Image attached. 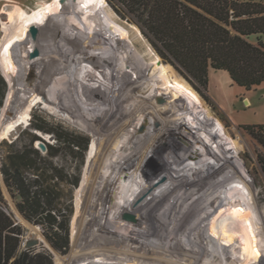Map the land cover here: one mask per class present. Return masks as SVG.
Segmentation results:
<instances>
[{"label": "rangeland", "instance_id": "1", "mask_svg": "<svg viewBox=\"0 0 264 264\" xmlns=\"http://www.w3.org/2000/svg\"><path fill=\"white\" fill-rule=\"evenodd\" d=\"M41 1L44 2L49 0ZM104 1L107 6L105 8L106 13L111 19L112 24L113 22L117 23L120 21L126 26L128 25L129 27L136 28L141 36L149 43L160 63L164 65L163 67L166 74L169 76L165 63L156 52L147 35H145V29L139 18L136 15L127 13L115 0ZM1 6L5 8L6 11L8 10L5 2H1ZM30 7L24 2L20 4L17 15L8 19H6V17H0V40L5 34L6 27H9L8 29L12 31L11 33L15 37L20 33L21 26L27 28L29 32L28 34L23 33L24 35L21 34L22 39L20 46L16 45L15 42L11 43L12 50H15V52H13L14 54L12 53V61L17 68L16 71L14 73L10 71V73L6 74L0 66V76H2L6 82V86L0 88V95L1 92L4 91V97H6L7 91L10 88L8 78L16 81L18 85L16 90L12 91L10 105L15 98L22 94L23 88L35 78L41 79L44 77L43 80L45 86L47 88H53L52 91H54V93L58 91L57 87L59 84L56 83H59L61 78L68 79L72 83L74 92L78 97L79 103L77 102V104H87V107L85 106V114L86 112L89 113L92 111L94 122L91 119L88 120V117L83 114L81 115V113L80 117L84 120V124L80 121L77 122L71 119L68 109H66L63 104L52 107L37 103L33 107L29 123L26 124V126L22 124L24 127H22V125L18 126L13 132L14 134L0 140V190L3 198V201L0 204L2 210L6 213L8 218L14 222V225H16L20 232L18 235L19 244L15 254L7 263L0 262V264H11L12 261L23 252H27L29 256L38 254L39 256L36 260L39 261L40 264H172V262H178L180 264H213L205 258H201L200 260L192 258V255L190 257L188 256L189 251H193V253L197 251L196 254H198V256L199 254H202L204 250L207 252L210 251L211 246L209 247V245L211 244L215 245L218 249L217 253H219L220 256L224 254L223 258L226 261L225 263L229 264L236 248L229 247V249L232 250L231 252L227 251V243L224 242L225 239L232 237L238 241L242 240V236L234 235L235 227L231 228L223 235H220L221 231L218 230L213 234L211 239L207 240L205 245L203 244L204 246L200 245V235H202L203 230H207L208 223L213 220L212 217L209 218L204 214L201 218L194 221L195 224H190L185 232L180 234V230L177 231V226L180 225L181 220L193 215L195 212L193 209L197 208L198 204L200 205V202L203 199L204 201L210 200L212 211H217L220 204L227 205L225 206L226 209H224L232 212L234 221L237 222H242L239 213L243 211L246 220H250L248 221V225L253 232L257 233V230H260L264 234V216L260 218V225L257 228L253 222L255 216L253 212L256 210V205L262 204L264 207V173L249 136L240 126V124H255L262 122L259 120L264 118V81L258 86L246 90L244 87L236 85L232 81L230 82V85H228L222 74L214 75L211 79L213 84L210 87V93L220 105L210 97V105L205 106L201 103L204 110L199 111L191 106L177 90L175 91L173 88H165L159 80V83L156 82L150 91L141 90L140 85L144 83V81L142 82L143 79H141V77H138L141 80L136 78L133 79L130 77V71L128 69L125 70L124 68H122V71L124 76L129 80L131 87L129 88L128 93H126V91L124 92L126 94L122 98L118 97V92L120 94V91L126 90V85L122 80L116 78L118 76L115 77V75L118 74V71L114 68L115 63H113V60L108 58L107 63H109L110 67H106V69L108 68V72L105 71V73H109L110 75L108 74L107 77L105 74L106 77H103V80L106 79L104 90L108 92L106 93L109 96L113 95L106 98L111 100L114 99L113 101H116V104L111 106V101L109 100V102L107 100L105 102L96 101L99 105L97 107L95 106V109L93 108V110H90L92 108L90 104L88 105L87 101L89 99H87L89 96L88 93L91 92L89 91L90 87H88L89 84L83 85L80 82V77L83 76L86 81H90L93 76L96 75L95 77H97V72L99 74L101 73L99 68H96V66L90 68L91 77L89 73L85 74L79 71L78 67L75 68V61L72 64L71 60H69L65 53L61 54L59 61H53V59L48 57L45 58L46 55L44 56V54L48 49L56 52L53 41H56L58 44H56L57 47H61L62 43L64 44L65 41L70 42L72 39L71 41L76 49L73 47L70 48V46L69 49H67V51L69 50L68 54H72L71 56L76 57L81 65H85V62L87 61H89L88 63H92L89 52L95 50V46H97L95 43L97 42L100 47L102 46L100 45L102 42L98 40L99 35L91 34L92 32L89 30V28H92L94 25L82 29L83 34H85L87 28V30H89L87 36H89L90 32L91 35L96 37V40L90 43L92 49L85 54L87 44L83 45L81 41H87V36L80 34L77 38L75 37L76 33L79 34V31H81V26L70 28L71 30L78 29L76 33H74V38H70L68 35L71 30L65 27V22L63 20H56L55 22L51 21V24L56 26L57 31L53 29L48 30L46 27H43L42 24L40 25V21L37 20L39 14L35 13V10L31 9L29 12ZM66 8L68 7L65 6L63 1H56L55 4L51 3L49 7L43 8V10H50L57 13L60 10H69ZM31 17L35 22L32 23ZM47 20L50 21L49 19ZM3 22L5 23L4 28ZM98 23L102 24L101 21ZM41 30L50 40V43H47L44 47L41 45L43 39L40 40L39 37V34L42 32ZM79 38H82L80 39L81 41H76V39ZM250 39L254 41L255 37L251 36ZM79 45L81 48L77 49ZM83 54L85 55L83 56ZM37 64H39V67L45 68L47 71L42 77L37 76V72L35 71V65ZM93 64L94 63H92V65ZM121 65L124 67L123 63ZM96 70L98 71L96 72ZM50 71L54 72L56 77H51ZM212 72L213 70L210 69L209 73ZM169 78L171 79L170 76ZM75 81L78 82L76 83ZM73 82L76 83V85ZM177 83L180 84L179 82ZM180 85L183 86L182 84ZM138 86L140 89H138ZM205 93L210 96L208 87L205 90ZM245 95L250 100V103ZM124 98L127 99L124 100ZM157 98L163 99V101H158ZM81 101L82 103H80ZM169 101L179 104L180 108L172 107L171 109H166L167 105L165 103ZM1 103H3V99ZM138 107H141V111H136L133 115L134 117L130 119L131 121L129 120V122L126 123L131 112L135 111ZM18 109L19 107L15 108V112H17ZM0 111V117L2 112L7 114L6 101L3 109ZM89 114L92 115V113ZM190 114L194 117H191ZM159 116L164 117L170 126L172 125L180 131L182 134L180 135V140L186 151L187 160L189 159L196 162L192 169L197 175L193 176L191 180L188 181L187 187L180 189L179 191L181 196H187L193 200L192 207L189 206L190 209H193L189 213L184 214V212L179 210L178 207H167V204H162V200H160L157 195L155 198V194L157 193L156 190L154 191V198L150 205V210L148 208V211H146L145 214L139 216L143 207V200L146 198L143 197L144 193L150 192L152 186L159 185L158 181L161 177L159 169L164 166L170 170L174 169L172 163L168 162L167 159L169 156L175 155V151L173 150L176 147V140H174L175 133L172 134L171 129H157L160 123ZM85 122L89 123L86 124ZM92 124L94 125L91 126ZM201 124L205 128L207 135L213 140L214 144L221 149L220 154L228 155V163L224 167L212 169L210 171L206 168V166H213L218 157H215L216 161L213 160L209 156L207 148L199 144V140L202 138ZM216 126H218L223 132V137L220 136ZM159 131L164 132L168 136V140L158 136ZM93 133L96 135L98 134L96 137L95 153L93 154V159L87 168L86 175H84ZM125 133L127 136H130H128L130 146L126 151L120 152L122 145L121 138L127 137ZM62 134L73 139H76L77 137L86 138L88 141L86 148L82 149L77 148L76 146L74 147L75 150L66 148L59 138ZM37 136L42 138L48 136L46 143L47 145H50V148L45 155H42L39 150L34 147V140ZM155 139L164 141L165 143L162 144L167 147L159 146V148H156ZM229 143L232 148L227 147ZM32 150L37 151V157L33 153L29 154ZM14 151L26 152L28 157L26 158V163L29 161H36V165L41 167L40 170L47 169L46 176L50 177L48 181L54 192L52 199L55 205L61 207L66 215L65 223L68 228L67 246L63 247L61 250L56 249L52 245L41 225L28 221L22 215L17 207L19 196L16 192L11 191L4 182L1 166L3 162L6 161V156ZM49 152L52 155H49ZM129 157L131 158V162L127 166L126 163L130 159ZM154 158L157 159L155 169L158 171L154 173V176H152L150 180L146 181V179L142 178L143 171L152 167V161ZM187 163L188 162L186 161L182 169L185 168ZM233 170H240L243 173V176L240 178L245 181L247 180L249 190H252V194L246 192L244 195L248 199V203L246 204L241 198L240 193H238L236 197H233V195L231 197V195L226 193L228 191L221 188L223 186H229L231 183L230 180L233 176ZM183 172L184 171L181 173ZM135 174L140 175V178L142 179L135 180ZM75 180H77V183L74 185ZM123 180H125V185L121 188L124 190V193L118 191L120 192L122 197L121 200H123V202L126 203L127 200L128 202L130 200L128 207L119 204L112 205L108 202V198L111 194L110 191L115 189L111 187V184L116 183L117 185H120ZM217 180L220 181V184L216 183ZM132 185H134V187ZM108 187H110V189ZM163 187L164 188H161L162 190H160L161 194H164L167 188L169 190L172 189L173 186L165 185ZM194 194L198 196L199 200L194 201ZM118 196H116V198H119ZM231 198L232 200L235 199L236 202L231 204ZM183 204L188 207L189 203L187 201L183 202ZM77 208L80 209L78 215L75 214ZM106 208H110L111 210L118 208V213L121 216L120 220L113 218L117 212H111L110 215L105 216ZM159 208H162V211L160 212L161 215H159L158 212ZM15 210L26 221V225L29 223L35 226H40L41 234L33 235L27 226H23L17 220ZM222 213L225 214L224 211ZM93 218H98V220H95L96 222L92 225ZM111 220L120 222L122 227H114V223ZM225 227L227 228L228 225H225ZM171 229L173 230L171 231ZM223 232H226V229ZM199 233L201 234L199 235ZM123 234V241L120 245L111 242L101 247H97L95 244L90 243V241L84 240V237L87 235L98 237L104 236L110 239L111 237L113 238V236H121ZM34 236L38 238V242L32 245H27V241L31 240ZM24 238H26L24 241V245L26 243V246H21ZM148 242H157L158 245L155 246L158 248L162 244L163 256H150L148 259L141 260L118 253L121 250H128L131 254L138 251L139 248L148 247ZM99 248H101V250L97 251ZM167 254L169 255L166 256ZM249 256L253 255L249 254ZM251 258L252 257H250V259Z\"/></svg>", "mask_w": 264, "mask_h": 264}, {"label": "bare ground", "instance_id": "2", "mask_svg": "<svg viewBox=\"0 0 264 264\" xmlns=\"http://www.w3.org/2000/svg\"><path fill=\"white\" fill-rule=\"evenodd\" d=\"M56 1H61V2L63 1V3H65V6L68 7L66 9H69V10H60L57 13L52 12L50 10H48V11L43 10V8L49 7L51 3L55 4ZM1 2L6 3V5L8 7L7 11L5 8H3L1 6ZM24 2H26L29 7L32 6V7H30L29 12L31 11V9H33V10H35V13L39 14V17L37 18V20L40 21L39 22L40 25L42 24V26L46 27L48 30L53 29V30L57 31L56 26L51 24V21L55 22L56 20H63L65 22V24H64L65 27H67V29H69V30H71L70 29L71 27H74V28L78 27V26L82 27L81 31H79V34L76 33V31L78 29L71 30L68 33L70 38L71 37L74 38V33H76V36H75L76 38L78 36H80V34L87 36L89 30H90V32H92L91 34L99 35L98 40H100L102 42L101 43L99 41L101 43L100 45H102V46L100 47L99 43L97 42V43H95L97 45V46H95V50L89 52L92 63H94L93 65H92V63H88L89 61L85 62V65H81L79 63V60L76 59V57L71 56L72 54L71 55L68 54L69 50L67 51V49H69L70 46H71L70 48H72V47L75 48L73 46L72 41H71L72 39L70 40V42L69 41H65V42L62 41V42H64L65 45L61 42L62 43V45L60 44L61 47L60 46L57 47L56 41L55 42L53 41L54 46L56 48V52L50 51L48 49L44 54V56L46 55L45 58L48 57L50 59H53V61H59V57H61V54L65 53V54H67L69 60H71L72 64L75 61V64H76L75 68L78 67L79 71H81L85 74L89 73V75H91L90 74L91 73L90 68L92 66L93 67L96 66V68H99L101 73L99 74L97 72L98 70H96L97 77H95L96 75L93 76V78H92L93 80L91 79L90 81L89 80L86 81V79H84L83 76L80 77V82L83 85L89 84L88 87H90L89 91H91V92L88 93L89 96L87 97V99L89 98L87 100L88 105L90 104V106L92 108L90 110H93V108L95 106L97 107L99 105L98 103H96V101L105 102L106 100L107 101L109 100V101H111V103H110L111 106H114V104H116V101H113L114 99L111 100V99L106 98L109 95L107 94L108 92L106 90H104L106 79L103 80V77L105 76V74H106V76L109 74V73H105V71L108 72V68L106 69V67L109 66V63H107L108 58L113 60V63H115V66L117 67V69H116V67L114 66L115 70L118 71L117 72L118 74L115 75V77L118 76L116 78H119L120 80H122L123 83L126 85V90L120 91V94L118 92V97L122 98L126 93H128V90L131 87V85L129 84V80L124 76V73L122 71V68H124L125 70L128 69L130 71V74H131L130 77H132L133 79L134 78L140 79L138 77H141V79H143L142 82L144 81V83L142 85H140L141 90L150 91L152 86L155 85L156 82L159 83L158 82V80H159L160 83L165 88H173V89H175V91L177 90L178 93H180V95L184 99H186L187 102L191 106H193L195 109H197L199 111L204 110V107L201 104V102L192 93H190L187 89H185L184 87L179 85L177 82H174L169 78V76L166 74V72L164 70V67H163L164 65H162L160 63L158 57L156 56L155 52L153 51V49L151 48L149 43L141 36V34L138 32V30L136 28L129 27L128 25L126 26L124 23H122L120 21L117 23L113 22V24H112L111 19L108 17V15L106 13L105 8L107 6H106V3L104 0H49V1H44V2H42L41 0H0V17L1 18L6 17V19H8L10 17L17 15V12L19 11V8H20V4L24 3ZM47 19H49L50 21H48ZM31 21H32V23L35 22L32 17H31ZM99 21H101V23L103 25L99 24L98 23ZM91 25H94V26L92 28H89V30H87V28H86L85 34H83L82 29H84L85 27H89ZM4 27H5V23L3 22V28ZM8 28L6 27L5 34L2 37V39L0 40V66L3 68V70L6 74L10 73V71H12L14 73L17 69L16 66L14 65L13 61H12V59H13L12 55L14 54L13 52H15V50H12L11 43L15 42L16 45L20 46L21 39H22L21 34L24 35L23 33H26V34L29 33L27 28H24V26H21L20 27V33H18V36L16 35L17 37H15L11 33L12 31H10V29H8ZM99 28H101V29H99ZM53 30H52V32H53ZM90 32H89V36L86 37L87 41H81L80 39H82V38L76 39V41H78V40L81 41V43L83 45L87 44V46L85 48L86 49L85 54H87L88 51H90V49H92V46L90 45V43L94 42V40H96L95 39L96 37L94 35H91ZM101 32H102V34H101ZM105 33H106V35H105ZM100 34H101V36H100ZM104 35H105V37H104ZM39 37H40V40L43 39L41 41V45L43 47L47 43H50V40L47 38V35L43 31L39 34ZM31 42H33V41H31ZM57 42H58V40H57ZM78 48H81V46L79 45L77 47V49ZM39 49H40V47H39ZM34 52H36V51H34ZM39 52H40V50H39ZM85 54H83V56ZM122 63L124 64V67H123V65H121ZM35 67H36L35 71L37 72V76H39V77H42L44 75V73L47 72L45 68L39 67V64L35 65ZM50 73H51V77H53V78L56 77V74L54 72L50 71ZM91 77H92V75H91ZM43 78H41V79L35 78L34 80L31 79L32 81H30L27 84V86H25L23 88L22 94H20L17 98H15L11 105L9 103H10V99L12 97V91L16 90L18 85H17L16 81H14L11 78H8L10 88L8 89L7 94H6V112H7V114H5V112H2L1 117H0V140L2 138L9 137L11 134H14L13 132L16 130V128L18 126H20L22 124L26 126V124L29 123V120L31 118V112L33 110V107L37 103H42L44 105H49L52 107L60 106L61 104H63L64 107L66 109H68V113H69L71 119H73L77 122L80 121L82 124H84V120H82V118L80 117V113H81V115L82 114L86 115L88 117V120L91 119L93 121L94 117H93L92 111L89 112V113H92V115L87 113V112L85 114V106L87 104L86 103H83L82 105L77 104L78 97H77L76 93L74 92V87H72V83L68 79L61 78L60 82L56 83V84H59V86L57 87L58 91H56V93H54V91H52L53 88H47L45 86ZM156 78H158V79H156ZM113 79H112V81H113ZM76 83H74V84L76 85ZM111 84H112V82H111ZM77 87H78V85H77ZM140 88L138 86V89H140ZM125 91H126V93H124ZM57 92H58V94H57ZM113 93H115V92H113ZM110 96H113V95H110ZM117 99H119V98H117ZM125 99H127V98H124V100ZM157 100L161 101V102L163 101V99H160V98H157ZM80 103H82V101ZM100 104H102V103H100ZM165 104L167 105L166 109H171L172 107L180 108L179 104H176V103H173L170 101L165 103ZM17 107H19V109L17 112H15V108H17ZM118 107H119V105H118ZM140 109H141V107H138V108H136L135 111H132L131 114L129 115L130 117L126 120V123L129 122V120L132 117H134L133 115L136 111H141ZM112 111H113V109H112ZM14 112H15V115H14ZM66 114H64V115H66ZM190 116L194 117L191 114H190ZM159 120H160V123H159V127H157V129H159V128L171 129L172 134L173 133L177 134V135L174 134L175 139L171 136L174 140H176L175 141L176 147L173 149L175 151V155L169 156L167 159L168 162L172 163L174 169L170 170L165 166L161 167V169H159V172L161 173V177L158 181L159 185L152 186L150 188V192L144 193L143 197H146V198L143 200V207L141 210V214H139V216H142L143 214H145V212L148 211V208L150 210V208H151L150 205H151L152 200L154 198V191H156V190H157V193L155 194V198L157 195V197H159V199L162 200V204H167V207L168 206L178 207V209L181 210L182 212H184V214L189 213L193 209V208L192 209L189 208V206L192 207L193 200L190 197L181 196L179 194V191H180V189H184L185 187H187L188 181L191 180V178L193 176L197 175V173L195 171H193V169H192L193 165L196 164V162L189 160V159L187 160L186 151H185L184 147L182 146L181 140H180V135H182L180 133V131H178L174 126H172V125L170 126V124L166 121V119L164 117L159 116ZM87 123H89V122H87ZM23 125H22V127H24ZM93 125L94 124H92L91 126H93ZM200 126H201V130H202V134H201L202 138L199 140V144H201L203 147L207 148V150L209 151V156L213 160L216 161L215 157L216 156L218 157L217 161L215 162V164L213 166H206V168L209 169V171H210L212 169L224 167L228 163V155L227 154L226 155L220 154L221 149H219L217 147V145L214 144L213 140L207 135L206 130L202 126V124ZM216 127H217V130H218L220 136L223 137L224 134L221 131V129L218 126H216ZM44 134H45V132H44ZM97 135L95 133H93V138L91 140L90 147H89V153L87 152L88 157H87V161H86V167H85L84 175H86L87 168H88L91 160L93 159L92 158L93 154L95 153ZM125 135H126V133H125ZM128 136L125 138H123V137L121 138V144L122 145H121V151L120 152H124L127 149H129V146H130L129 145L130 144L129 143L130 142L129 137L130 136L129 137ZM158 136L168 140V136L164 132L159 131ZM47 137L44 136L42 139H44L46 141V140H48ZM156 139L154 140L156 143V146H155L156 148H159V146H166V145L162 144V143H165L164 141H161V140L159 141ZM227 147L232 148L230 143L228 144ZM209 149H211V150H209ZM161 155H162V153H161ZM186 161L188 163L185 165V168L182 169V167L186 163ZM130 162H131V158L128 160L126 165L128 166V164ZM156 162H157V159L154 158L152 161V167L150 169L143 171V177L142 178L146 179V181L150 180L152 178V176H154V173L158 171L155 169L156 168ZM240 170H236V171L233 170V176L230 180L231 183L229 184V186H225V187L223 186L221 188L228 191L226 193H228V195H231V197H232V195H233V197H236V195H238V193H240L241 198L243 199V201L246 204V203H248V199L244 195L246 192L248 194H252V190H249L248 181L247 180L245 181L244 179L240 178L243 176V173ZM182 171H184V172L181 173ZM134 177H135L134 178L135 180L142 179V178H140V175L135 174ZM124 182H125V180H123L120 183V185H117L116 183L111 184V187L115 188V189L110 191L111 194L108 198V202L111 203L112 205H118L119 204V205H125L127 207L129 206L128 204H130V200L128 202V200L125 199V200H127V202L126 203L123 202V200H121L122 197H121L120 192H119V191H121L122 193H124V190L121 188L122 186L125 185ZM216 183L220 184V181L217 180ZM165 185H171L173 187L170 190L167 188L166 191L164 192V194H161L160 190H162L161 188H164L163 186H165ZM132 186L134 187V185H132ZM108 188L110 189V187H108ZM115 195H117V196L119 195L118 196L119 198H116ZM196 196L197 195L194 194V196H193L194 201L199 200L198 196L197 197ZM126 198H127V194H126ZM131 201H133V200H131ZM187 201L189 203L188 207L184 206V204H183V202H187ZM230 202L232 204V203L236 202V200L235 199L232 200V198H231ZM210 203H211L210 200H206V201H204V199L201 200L200 205L198 204L199 207L197 206V208L193 209V210H195L194 214L190 215L189 217H185L181 220L180 225L177 226V231L180 230V234L185 232L189 228L190 224H192V223L195 224L194 221L196 219L201 218L204 214H206L207 217H209V218L212 217L213 220L208 223L207 230H203L202 235H200L201 233H199L200 239H201L200 240L201 246H204L205 243L207 242V240L211 239L213 234L216 233L218 230L221 231L220 235L221 234L223 235L224 233H227L228 230L235 227L236 229H235L234 235L242 236V240L239 239L240 241H238L237 239L232 238V237H231L232 239L231 238L225 239L224 242L227 243L226 244L227 251L231 252L232 249H229V247H231V248L233 247L234 249L236 248V250H234L235 253L233 254L232 258L230 259L229 264H264V234L260 230H257L258 234L253 232L251 227L248 225V221H250V220H248V219L246 220V217H245V214L243 213V211H241V213H239L241 216L242 222H239V221L237 222V221H234V217L232 215V212H230L229 210H227V211H229V212H227L225 210L226 209L225 206H227V205L220 204L218 206L219 209L217 208V211L216 210L212 211L211 210L212 207H210L211 206ZM161 209L162 208L158 209L159 215H161V213H160L162 211ZM105 211H106L104 214L105 216L110 215L111 212H117V214H115L116 217L114 216L113 218L120 220L121 216L118 213V211H119L118 208H115L112 210L110 208H106ZM223 211L225 214L222 213ZM79 212H80V209L77 208L75 214L78 215ZM253 213L255 214L253 222L257 228L260 225V222H259L260 218H262L264 216L263 205L262 204L256 205V210ZM15 216H16L17 220L23 226H27V228L30 229V231L32 232L33 235L41 234L40 233L41 232L40 226H38V225L35 226V225L29 224V223H27V225H26V221L22 218V216L16 210H15ZM95 220H98V218H95L92 221V225L94 222H96ZM111 221H113L114 227H118V228L122 227V224L120 222L115 221V220H111ZM145 225H148V224H145ZM150 225H152V224H150ZM225 225H228V227L226 228ZM225 229H226V232H223ZM172 230L173 229H171V231ZM123 237H124V234L121 236H118V235L113 236V238L111 237L110 239L107 237H104V236L98 237V236L87 235L84 237V240L85 241L88 240V241H90V243L95 244V246L101 247V246L108 244V243H111V242L115 243L116 245H120L123 241V239H122ZM32 239L38 240V238L36 236H34ZM25 240H26V238L23 239L21 246L24 245ZM31 240H28L27 243ZM148 244H149L148 247L139 248L138 251L133 252L131 254L129 253L130 251H128V250H121L118 253L127 255L129 257H134V259H141V260L148 259L150 256H155V257L163 256L162 244L159 246V248L157 246H155V245H158L157 242H152V243L148 242ZM24 246H26V243ZM210 246H211V249L208 252L206 250H204L203 252L201 251L202 254H199V256H198V254H196L197 251H195L194 253H193V251H191V252L189 251L188 256L190 257L192 255L191 256L192 258L200 259V260H201V258H205L208 261H211L213 264H226L225 263L226 261L223 258L224 254H222V256H220L219 253H217L218 249L215 247V245L211 244V245H209V247ZM100 250H101V248H99L97 251H100ZM237 253H239V254H237ZM249 254H252L253 256H249ZM168 255L169 254H167L166 256H168ZM250 257H252V258L250 259ZM186 260H187V258H186ZM175 263L180 264L178 262H172V264H175ZM58 264H60V263H58Z\"/></svg>", "mask_w": 264, "mask_h": 264}, {"label": "trees", "instance_id": "3", "mask_svg": "<svg viewBox=\"0 0 264 264\" xmlns=\"http://www.w3.org/2000/svg\"><path fill=\"white\" fill-rule=\"evenodd\" d=\"M115 1L127 13L139 18L171 79L186 87L203 105H210V96L205 93L210 69L226 71L234 84L246 90L264 81L263 0ZM251 36L255 37L254 41ZM5 86L0 76V88ZM4 95L2 91L1 101ZM240 126L249 136L264 173V123ZM59 138L72 150L75 146L85 149L88 143L82 137L73 139L62 134ZM31 153L38 156L36 150ZM49 155L52 154L49 152ZM26 158L24 151L6 156L1 166L4 182L19 196L17 207L22 215L41 225L52 245L61 250L67 246L66 215L52 199L54 192L48 181L50 177L46 176L47 169L40 170L36 161L26 163ZM76 183L77 180L74 185ZM2 201L0 190V203ZM19 233L0 204V262L7 263L15 254ZM38 256L23 252L11 264H40L36 260Z\"/></svg>", "mask_w": 264, "mask_h": 264}, {"label": "water", "instance_id": "4", "mask_svg": "<svg viewBox=\"0 0 264 264\" xmlns=\"http://www.w3.org/2000/svg\"><path fill=\"white\" fill-rule=\"evenodd\" d=\"M180 85V84H179ZM183 87V86H182ZM186 89V88H185ZM5 101H6V97L3 98V103L2 105L0 106V110L3 109L4 105H5ZM1 113V111H0ZM18 114V113H17ZM39 138H36L34 140V147L37 148L39 150V152L42 154V155H45L47 152H48V145L46 143V141L44 139H42V137L38 136ZM117 196V195H115ZM38 240L37 239H32L31 241H29L27 243V245H32L34 243H37Z\"/></svg>", "mask_w": 264, "mask_h": 264}, {"label": "crops", "instance_id": "5", "mask_svg": "<svg viewBox=\"0 0 264 264\" xmlns=\"http://www.w3.org/2000/svg\"><path fill=\"white\" fill-rule=\"evenodd\" d=\"M239 1H247V0H239ZM264 1V0H263ZM262 38L264 39V35L262 36ZM217 74H222L223 78L226 80V83H228V85H230V82L232 81L228 75V73L224 70H217V71H213L212 73H209V82H208V91H209V94H210V97L216 101V99L211 95L210 93V87L211 85L213 84L211 79H212V76L214 75H217ZM245 97L248 99V97L245 95ZM217 102V101H216ZM248 102L250 103V100L248 99ZM218 103V102H217ZM219 104V103H218ZM220 105V104H219ZM264 114V113H263ZM238 122H240L239 120H237ZM259 121H262L260 123H264V118H262L261 120ZM242 123V122H240Z\"/></svg>", "mask_w": 264, "mask_h": 264}]
</instances>
